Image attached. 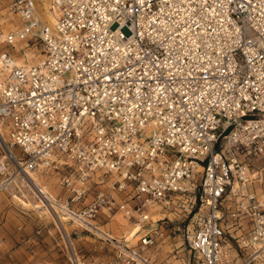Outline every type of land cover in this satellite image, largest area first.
<instances>
[{"label": "built area", "instance_id": "obj_1", "mask_svg": "<svg viewBox=\"0 0 264 264\" xmlns=\"http://www.w3.org/2000/svg\"><path fill=\"white\" fill-rule=\"evenodd\" d=\"M10 9L0 43L42 57L0 51V191L65 170L73 222L139 225L110 264H166L167 230L195 264L264 259V0H50L51 24L37 0Z\"/></svg>", "mask_w": 264, "mask_h": 264}, {"label": "rangeland", "instance_id": "obj_2", "mask_svg": "<svg viewBox=\"0 0 264 264\" xmlns=\"http://www.w3.org/2000/svg\"><path fill=\"white\" fill-rule=\"evenodd\" d=\"M11 1L0 0V33L19 23L10 9ZM37 7L38 10L45 8L38 0ZM4 48L19 63H32L42 57L40 43L32 38L18 41L14 47L0 43V51ZM1 132L6 135L4 126ZM1 142L0 137V150ZM65 172L62 169L38 170L32 175L34 183L21 177L10 188L0 191V264H110L118 247L134 243L135 240L128 241L123 236L130 235L134 223L119 212L109 218H104L100 212L93 221L113 238L96 233L95 227L90 230L71 219H61L60 213L43 200L38 186L40 184L53 196L63 194L61 176ZM168 215L173 216L172 213ZM177 223L178 219H174L172 224ZM164 234L169 236L160 242L157 260L166 264H195L178 230H167ZM251 264H264V259H256Z\"/></svg>", "mask_w": 264, "mask_h": 264}, {"label": "bare ground", "instance_id": "obj_3", "mask_svg": "<svg viewBox=\"0 0 264 264\" xmlns=\"http://www.w3.org/2000/svg\"><path fill=\"white\" fill-rule=\"evenodd\" d=\"M39 1V3L41 2V4L42 5H44V7L45 8H43V7H41V10H38V16L39 17H41L42 19H45V20H47L48 22H49V24H51V23H53L54 21H55V15L53 14V11H51L50 10V0H49V3H47V0H38ZM17 58H14L13 57V59H12V63L13 64H16V65H22V64H24V63H26V64H31V63H27V62H23V63H19L17 60H16ZM37 61V60H36ZM35 61V62H36ZM32 63H34V62H32ZM0 68H1V61H0ZM0 77H1V73H0ZM1 128H2V126H0ZM37 171L38 170H29L28 171V173H27V175L26 176H23L24 178H28V179H30V181L32 182V183H34V180H32V179H34L33 177H32V175H34V174H36L37 173ZM40 171H44V170H40ZM99 172H97L96 174H98ZM95 174V175H96ZM21 178V177H20ZM36 178V177H35ZM115 177L112 175L111 177H110V182H111V180L112 179H114ZM18 179L19 178H17V177H15L14 178V182L16 183L17 181H18ZM38 184V183H37ZM39 192H40V194H41V196L44 198L43 200L45 201V200H47L48 202H50L52 205H53V207H54V209H55V211L57 212V213H60V215H61V219H63V220H67V219H69V217L70 216H68L69 214H67V212H65V210H64V208H62V209H60L58 206H56V204H55V196H53L48 190H46V189H44L40 184H39ZM32 188V187H31ZM46 206V205H45ZM161 213H156L155 215H153V217H156V216H159ZM63 215V216H62ZM132 229L133 230H131V232H130V235H129V233L126 235V234H124L123 236H124V239L125 240H130V241H134V243L136 242V240H137V238L139 237V225L138 224H133L132 225ZM96 233H98V234H100V235H102V236H108V237H111V238H113V236L110 234V233H108V232H106L105 230H103V229H100L99 227H97V232ZM128 235H129V237H130V239L128 238ZM134 236V237H133ZM131 237H133V238H131Z\"/></svg>", "mask_w": 264, "mask_h": 264}]
</instances>
